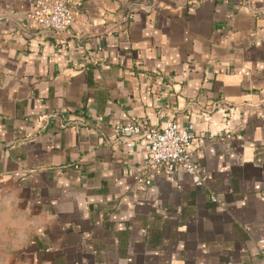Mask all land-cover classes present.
Returning <instances> with one entry per match:
<instances>
[{"label": "crops", "instance_id": "0c3cea01", "mask_svg": "<svg viewBox=\"0 0 264 264\" xmlns=\"http://www.w3.org/2000/svg\"><path fill=\"white\" fill-rule=\"evenodd\" d=\"M35 1L0 0V264H261L264 0H71L60 34ZM170 119L205 185L116 140Z\"/></svg>", "mask_w": 264, "mask_h": 264}, {"label": "built area", "instance_id": "2783aa9c", "mask_svg": "<svg viewBox=\"0 0 264 264\" xmlns=\"http://www.w3.org/2000/svg\"><path fill=\"white\" fill-rule=\"evenodd\" d=\"M75 11L76 6L71 0H36L25 17L30 26L41 33L60 34L66 32L72 24ZM115 135L116 140L127 147L139 140L149 143L150 152L145 164L147 170L173 172L181 169L197 187L205 185L209 180L208 174L200 170L199 161L192 149L195 141L192 124L180 127L174 119H170L164 126L157 127L132 121L116 125ZM213 201L217 199L213 198ZM261 264H264V260Z\"/></svg>", "mask_w": 264, "mask_h": 264}]
</instances>
